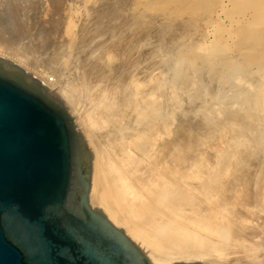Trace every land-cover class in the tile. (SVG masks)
Instances as JSON below:
<instances>
[{
  "label": "rangeland",
  "instance_id": "rangeland-1",
  "mask_svg": "<svg viewBox=\"0 0 264 264\" xmlns=\"http://www.w3.org/2000/svg\"><path fill=\"white\" fill-rule=\"evenodd\" d=\"M6 1L0 0V17L3 16V7ZM233 1L30 0L32 8L28 7L29 1L22 2L24 4L23 11L29 10H27L28 15H26V11L23 12L25 23L29 22L31 25L32 22L39 20L37 22L41 21L46 28L49 25L51 27L47 32L48 36L49 33L51 34L50 40L47 39L49 43L45 41L44 44L47 46L43 44V47H40L41 51L35 53L34 59L40 62L51 55L52 57L49 58L53 59H49V61L56 64L52 72L56 73L61 68L65 69L61 72V77L59 76L61 82L59 81L58 85H64L65 81L73 77V74L77 82L82 81L81 85H78L80 87L75 88L77 96H81V99L84 100L79 98V103H84L80 109V115L86 113V110L90 109L92 105L94 106L97 99L99 101L97 95L100 93H104V100L118 99L122 94L129 93V89L135 87L140 92L145 91L150 85V81L153 80V87L155 86L154 88H157L158 91L155 90L157 94L154 93L153 96H150L154 105H152L154 117L160 120L168 116L175 117L176 121L174 122L176 123L179 116H185L193 121L197 119L205 127L199 135L198 145L187 147L188 151H193L196 148L198 150L200 146L199 149L202 153H206L207 149L211 148L210 152L212 153L203 154V163L207 161L204 163L207 168L204 173L210 174L212 169H219L228 163L237 168L239 166L241 168V165L247 166L241 168L244 171L247 170L244 177L251 181L248 186L250 197L245 204L258 206L260 211L251 214L252 211L248 210V212L246 208H243V201L234 206V211H240L242 215H245L248 224L256 225L258 232H261V237L256 245L255 241L247 240L245 241L247 243L240 241L239 243L243 244H239L236 240L237 244L233 242V245L232 242H227L222 246L224 248L218 247L214 250L215 253L207 251L205 256L222 257L215 259L217 262L211 261L217 264H235L251 259L264 260V0H259V5L263 2L260 6L256 4L258 0L249 1V5L252 3L254 5L248 7H245L247 5L241 0L239 1L242 3L238 0ZM231 2L236 4L231 5L233 4ZM240 3L248 8V10L244 8L245 11L242 14L239 10L243 9V5L240 8ZM234 7L236 8L235 13ZM35 9L36 11H33ZM230 9H232V13H230ZM227 10H230V14ZM32 16L33 18H31ZM50 18L55 21L51 23ZM2 24H0L1 33L7 38L5 43L12 46L11 49L18 50V47L20 48L21 45L33 38L32 35V37L27 35L28 37H21L23 44L18 43L19 36H16L15 33L13 36L9 32L10 24H6L4 28ZM243 25H246L244 27L247 29ZM248 26L252 28L250 29ZM240 31H245L243 34H247L241 35L242 33H238ZM18 34L20 35V33ZM257 45L259 46L257 47ZM92 63L96 64L95 66L103 65L102 67H105L104 74L90 73L91 76L78 80V75L81 76L83 68L86 65L88 68ZM122 64L131 68L123 66L124 69L121 68L120 71ZM73 66L77 69L73 68L72 70ZM80 67L83 68L79 73ZM43 69L42 71L45 70ZM90 70L92 71L89 69V72ZM46 72L44 73L46 74ZM48 74L49 72L46 75ZM65 74L67 75L65 76ZM57 92L59 93L58 90ZM145 95L147 96V93ZM67 105L69 104L67 103ZM69 107L74 109L72 105ZM73 111L76 113L75 109ZM120 111L114 116L116 118L113 117V119L104 122L106 127L99 128L96 132L90 131L91 128L88 130L81 126L85 129V136L95 155L96 168H98V162L102 169L105 167L101 160L103 142H118L121 131L124 130V125L118 116L122 114ZM108 128L112 131H109ZM176 129H174L175 140L182 133L180 127ZM102 132L104 134H101ZM176 141L179 142V140ZM251 146L254 149L250 150ZM181 147L180 145L178 149L180 150ZM236 150L237 154H235ZM215 156L220 159L219 162ZM243 161H246L247 164ZM177 174H180V171H177ZM190 179L192 186L195 187V183L196 185L198 183L197 176L190 177ZM215 182L218 183L219 180L216 178L213 184ZM198 189L201 196L196 198V202L207 204L206 192L202 194L203 187ZM211 199V201H218L220 207L228 205L224 199L217 196L211 197ZM249 245L257 247L251 248ZM252 250H254L253 253H251ZM190 256L192 257V255L188 257ZM192 258L200 260L196 257Z\"/></svg>",
  "mask_w": 264,
  "mask_h": 264
},
{
  "label": "bare ground",
  "instance_id": "bare-ground-1",
  "mask_svg": "<svg viewBox=\"0 0 264 264\" xmlns=\"http://www.w3.org/2000/svg\"><path fill=\"white\" fill-rule=\"evenodd\" d=\"M236 1L237 0H235V2ZM241 1L245 3V5H247L245 7L254 5L253 3L252 5L248 4L249 1L252 0H241ZM22 2H24V0H7L3 7V16L0 17V24L3 23L2 24L3 28L4 26H6V24L8 23L10 24L11 28L9 32H11L13 36L14 33L16 36H19L20 40H18V43L20 42L22 44L24 43L23 41H21V37L25 38L27 35H30V37L33 36V38L31 39L29 38L30 41H28L24 45H21L20 48L18 47L17 48L18 50L11 49L12 46L10 47L8 46V44L5 43L6 42L5 39L7 38L5 37V35H3V33H1L2 29H0V55L11 59L15 63L23 67L25 70L32 73L40 81H42L49 89L57 93L62 98V100L65 102L66 105L67 103L69 105H72V107L76 110V113L75 111H73L74 109L69 107V105H67V108L70 110L71 115L75 118V122L77 126L84 134H85L84 131L85 129L90 130L91 128L90 131L96 132L97 129L104 128L105 126L104 122L113 119V117L116 116V114H118L119 110H121L120 112L122 114H119L118 116L120 117L121 122L124 125V130L121 131V136L118 138V142H103V146L101 149L102 150L101 160L105 166L104 169L101 168L100 166L101 164H99L100 162H98V166H97L98 168H96L95 165L96 160L94 156L92 185L90 190L91 203L93 205L101 207L104 211H106L114 222L117 221L121 223L126 228L127 233L133 239L135 240L140 239L141 243L146 245L147 248L151 252H153V254L159 256V258L162 257L165 259V257H174V258H186V259L191 258L193 260H198L192 258V257H196L200 259L198 261L204 260L206 263L207 262L212 263V262H217V260L215 259L217 258L220 259L222 257L219 256L215 258V257H210L209 255L205 256V254H207V251L209 252L211 251L213 253L214 250H216L218 247H222L226 245L227 242L229 243L232 242V244L234 242L235 244L236 240L238 241V243L240 241H242L243 243H247L245 241L251 240V241H255V245H256L258 243L257 241L260 240L261 232H258V230L256 229V225H252L253 223L248 224L246 220V216L242 215L240 211H234L235 208L234 206L239 204V202L241 201H243L242 203L243 208H246L247 211L248 210L252 211L251 214L253 213L256 214V211L258 212L260 211V208L258 206L254 207V206H250L248 203L245 204L247 199H249L250 197L248 186L250 185L251 181H248L247 178L244 177L246 176L245 171H247L241 169L243 168L242 166L244 165H241V168H239L240 166L237 168L235 166L230 165V163L228 162H227L228 164L224 163L226 161L223 159L224 161L223 164H226L225 166H222L219 169L217 168L218 170L210 169L211 170L209 172L210 174L204 173L205 170H207V168L205 167L206 165L204 164L207 161L205 160L206 162L203 163L204 160L203 154L205 153L204 152L205 150L203 151L204 153H202L199 149L200 147L199 146L198 150L195 147L196 150L188 151L189 149L187 147L191 145L192 146L198 145L199 135L201 134V132H203V128L205 127L201 122H198L197 119L193 121L185 116L184 117L179 116L178 121L176 123L174 122L176 121L174 119L175 117L172 118L168 116L162 120L154 117L153 115L154 110L152 111L153 101L151 100L152 97L150 98V96H153L152 94L154 93L157 94L158 91L156 90L157 88L156 89L154 88L155 86L153 87L154 85L152 83L153 80L150 81L152 84L149 83L150 85L148 86V88H146L145 91L140 92V90H138L137 87H135L133 89H129V93L122 94V96L120 97L118 96L119 97L118 99L115 97L116 99L104 100L105 98L104 93L103 94L100 93L97 95L99 101L97 99V103H95L94 106L92 105V107L88 109L89 111L86 110L87 111L86 113L80 115L79 112L81 107L83 106L82 104L84 103H79V98L82 101L84 100L81 99V96L79 97L77 96L78 94H76L75 88L76 87L79 88L80 86L78 87V85H81L82 81L77 82L76 81L77 79L73 74V77L71 79L65 81L66 83L62 86L59 84L60 85L59 86L57 84L61 80L59 79V76L61 72L65 69L61 68L62 70L59 69L56 73L52 72L53 69L55 68L54 65L56 64H53L51 61H49V59L51 60L53 59V58H49L51 55L49 57H46L44 60L40 62H37L34 59L35 53L36 52L39 53L41 51L40 47H43L45 41L47 42V39H49L51 34L49 33L48 36L47 32L48 29L51 27L49 25V27L46 28V26H44L43 23H41V21L37 22L39 20L37 21L34 20L36 22H32L31 25L29 22L25 23L24 22L25 17L23 12L25 11L27 12L28 9L23 11L22 8L24 7V4ZM27 2L29 3L28 7H31L30 0H27ZM239 2L237 3V5L239 4ZM258 2L260 1L259 0L257 1L256 3L257 5H259ZM241 3L239 5L240 8L243 5V4L241 5ZM234 4L236 3H233L231 5ZM237 5L235 6L239 7ZM1 6H3V4H1ZM245 7L243 5L242 7L243 9L239 10L241 14L242 12L245 11L244 10ZM245 9L248 10V8ZM230 10H231L230 13H232V9ZM33 11H36V9ZM33 11H31V13L35 14V12ZM229 11L227 10L228 13ZM239 11L237 10V12ZM235 12H236V8L234 13ZM28 14L29 12H27L26 15ZM26 18H28V16H26ZM31 18H33V16ZM56 20L58 21V19ZM50 21L52 23L55 20L52 21L50 18ZM244 26L246 25H243V27ZM251 26L248 27L250 29L252 27H255L254 25L252 27ZM244 28L247 29L246 27ZM244 32L240 31L238 33H242L241 35H246L248 33V30L247 33L243 34ZM18 33H20V35ZM258 46L259 45H257V47ZM94 63H92V65L90 64L91 66L89 65L90 68L88 67L89 69H92V71L90 70V72L89 69L87 68V65L84 68L80 67L78 69L79 71L81 68H83V72H81V70L79 71V73L81 72V76L80 74L78 75L79 76L78 80H82L88 76H91L89 75L90 73L93 74L97 73L101 75L104 74L105 67L103 68L102 67L103 65L99 66L98 63H97L98 66H95L96 64ZM75 66L69 68H71L72 70L73 68L77 69V67ZM121 66L122 67L119 66L120 71L121 68H123L124 64H122ZM130 68L131 67H128V69ZM42 69L44 71H42ZM46 71L49 72L48 75H46L47 74ZM120 71L119 73H121ZM44 72H46V74ZM71 72L70 74L73 73ZM125 73L127 74V71ZM66 75L67 74H65V76ZM57 90L64 98L57 92ZM146 93L147 96L145 95ZM75 114L77 115L76 117ZM173 124H175L174 127ZM81 126L85 129L81 128ZM178 127H180V130L182 129L181 131L182 133L178 137L179 139L176 137L177 138L176 140H179V142H177L174 138V133H175L174 129L177 130L176 128ZM108 129L109 131L110 130L112 131V129L110 128ZM113 132H115V130H113ZM101 134L104 133L102 132ZM108 135H112V134H108ZM86 141L89 145V141L87 140V138ZM180 145L182 147L179 150L178 147ZM251 149L254 148H252L251 146L250 150ZM210 150L207 149V152L209 153ZM225 154L227 155V153ZM235 154H237V150ZM241 154H243V152ZM242 156L245 157L244 155ZM215 157L217 158V156ZM228 157L231 158V156L229 155ZM241 159L246 160L245 158H241ZM219 160L220 159H218V162ZM245 164H247V162ZM177 171H180V174H177ZM194 176H197L198 179V183L197 185L195 183V187L192 186L190 182L191 181L190 177H194ZM216 178L219 180V182L218 183L215 182L213 184V181ZM199 187H203L204 189L202 194L204 192H206L207 194L205 196V200L208 202L207 204L203 202L202 203L196 202V198L201 196L198 189ZM215 196L224 199L228 203V205L224 207H220L218 201H211L212 200L211 197H215ZM243 243H239V244H243ZM255 245H252L253 247H251L250 245L249 246L251 248L257 247ZM240 246H244V245H240ZM254 250H252L251 253H253ZM189 255H192V257L191 256L188 257ZM254 260L259 261L256 259Z\"/></svg>",
  "mask_w": 264,
  "mask_h": 264
},
{
  "label": "water",
  "instance_id": "water-1",
  "mask_svg": "<svg viewBox=\"0 0 264 264\" xmlns=\"http://www.w3.org/2000/svg\"><path fill=\"white\" fill-rule=\"evenodd\" d=\"M94 156L62 98L0 55V264H217L159 258L93 205Z\"/></svg>",
  "mask_w": 264,
  "mask_h": 264
}]
</instances>
